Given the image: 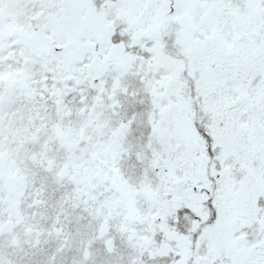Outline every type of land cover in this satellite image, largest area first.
<instances>
[{"label": "snow or ice", "instance_id": "obj_1", "mask_svg": "<svg viewBox=\"0 0 264 264\" xmlns=\"http://www.w3.org/2000/svg\"><path fill=\"white\" fill-rule=\"evenodd\" d=\"M0 264H264V0H0Z\"/></svg>", "mask_w": 264, "mask_h": 264}]
</instances>
